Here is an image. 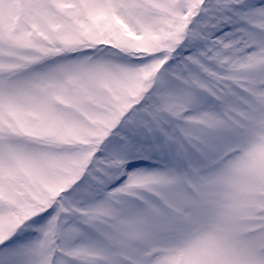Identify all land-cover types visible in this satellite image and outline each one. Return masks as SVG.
I'll return each instance as SVG.
<instances>
[{"label": "snow or ice", "instance_id": "6c2138e0", "mask_svg": "<svg viewBox=\"0 0 264 264\" xmlns=\"http://www.w3.org/2000/svg\"><path fill=\"white\" fill-rule=\"evenodd\" d=\"M0 264H264V0H0Z\"/></svg>", "mask_w": 264, "mask_h": 264}]
</instances>
